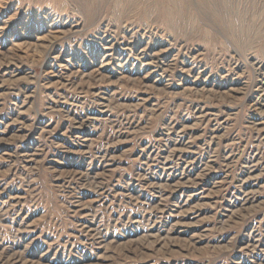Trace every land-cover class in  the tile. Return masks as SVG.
Instances as JSON below:
<instances>
[{
    "label": "rangeland",
    "instance_id": "obj_1",
    "mask_svg": "<svg viewBox=\"0 0 264 264\" xmlns=\"http://www.w3.org/2000/svg\"><path fill=\"white\" fill-rule=\"evenodd\" d=\"M0 264H264V0H0Z\"/></svg>",
    "mask_w": 264,
    "mask_h": 264
}]
</instances>
